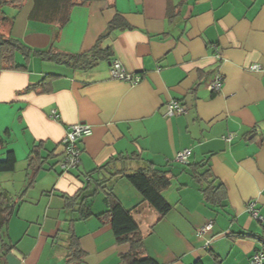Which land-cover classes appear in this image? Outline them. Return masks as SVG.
Masks as SVG:
<instances>
[{
    "label": "crops",
    "instance_id": "0c3cea01",
    "mask_svg": "<svg viewBox=\"0 0 264 264\" xmlns=\"http://www.w3.org/2000/svg\"><path fill=\"white\" fill-rule=\"evenodd\" d=\"M33 7L34 0L0 7V33L30 50L27 61L15 53L19 68L0 66V158L13 150L17 159L13 171L0 173L2 191L18 196L25 188L36 170L28 167L32 146L41 143L46 157L0 235V264H65L66 230L76 214L64 209L62 195H73L89 172L118 154L134 157L110 170L152 163L170 177L162 194L172 208L163 216L124 177L109 182L126 209L138 206L132 214L144 255L159 264H248L261 245L245 234L264 228L246 210L254 201L264 216V0H75L62 27L60 10L54 21H41L29 17ZM116 14L131 28L114 31L102 46L140 75L136 84L111 78L106 60L79 70L35 53L86 51ZM216 70L223 81L215 93L206 84ZM171 99L184 114L165 116ZM77 123L92 133L79 143L78 166L65 172L58 165L62 140ZM184 148L191 149L189 162L172 161ZM202 161L199 171L208 168L222 187L220 205L206 201L193 177L192 166ZM103 198L99 192L90 199L93 213L105 210ZM208 222L211 228L198 233ZM72 229L84 264H124L129 243L116 240L108 221L75 219Z\"/></svg>",
    "mask_w": 264,
    "mask_h": 264
},
{
    "label": "trees",
    "instance_id": "16d2710c",
    "mask_svg": "<svg viewBox=\"0 0 264 264\" xmlns=\"http://www.w3.org/2000/svg\"><path fill=\"white\" fill-rule=\"evenodd\" d=\"M24 0H0V7L4 5H14L20 7ZM75 4V0H34V7L29 14L30 18L41 21H54L55 13L60 10L58 17L59 27L65 25L69 18V10ZM8 19V18H7ZM130 25L119 14H116L107 24L105 31L100 34L94 45L80 53H65L60 51L45 50L35 51L44 60L54 62L59 65H65L79 70H88L96 66L101 61H108L112 57V49L103 47L102 41L109 37L116 30L130 29ZM21 52L24 55L25 61L30 56V50L23 45L18 39L0 33V66L3 69H16L20 66L16 65L14 55L16 52ZM24 67V66H21ZM80 143V142H79ZM5 144L4 138L0 135V148ZM41 143L35 144L30 149L28 154V167L34 169L28 176V181L25 188L18 196H11L2 191L0 188V235L6 234L8 222L12 214L16 211L18 203L29 187L34 183V175L39 169L43 168L46 162V157L41 155ZM134 155L118 154L112 156L103 165L98 166L93 171L89 172L88 181L84 186L80 187L73 195L63 194L64 209L71 210L76 214L69 221V227L66 230L68 233L67 253L65 264H84L83 255L79 238L74 234L72 223L75 219H86L91 216H96L101 221H108L111 225L112 232L116 240L120 243H129V251L121 255L124 264H159V262L142 252V236L139 231L138 222L135 220L132 210L137 208L136 205L132 209H126L120 200L115 196L110 188L109 182L113 177H124L126 181L140 194L142 203H147L153 208L159 216L168 213L172 205L164 197L162 192L169 187L171 181L168 171L156 168L152 163H148L144 167L127 171L126 168L113 169L116 162L125 164L127 160H132ZM16 155L13 150H7L4 156L0 158V173L11 172L16 167ZM205 162L195 164L192 169L193 177L197 184L200 185L201 191L204 193L207 202L213 205H220L224 199L221 185H214L209 169L199 171L200 167H205ZM34 167V168H33ZM108 173L105 177L103 172ZM102 172V173H101ZM101 173V177H94ZM99 192L103 193L105 210L95 214L91 209V200ZM91 199V200H90ZM258 222V221H257ZM262 223V222H259ZM244 235V234H243ZM245 236H253L258 239L261 245V251H264V228L260 235L245 234ZM194 264H201L196 261Z\"/></svg>",
    "mask_w": 264,
    "mask_h": 264
},
{
    "label": "built area",
    "instance_id": "2783aa9c",
    "mask_svg": "<svg viewBox=\"0 0 264 264\" xmlns=\"http://www.w3.org/2000/svg\"><path fill=\"white\" fill-rule=\"evenodd\" d=\"M214 54L217 59H220V53L217 50V46H212ZM252 68H258V66H252ZM109 72L111 78L128 84H136L140 81V75L132 74L128 72L116 58H111L109 60ZM223 81V75L218 70L213 73L212 80L206 84V88L211 92H218L220 90L221 84ZM185 108L177 100L171 99L166 103L165 106V116L172 117L184 114ZM92 133L91 127L84 123H77L71 125L65 133V136L62 140L63 144V155L59 162V168L65 172L75 169L80 163V154L81 148L79 142L85 137L89 136ZM230 137V136H229ZM191 155L190 148H184L177 151L174 156V162L187 164L189 162V157ZM246 210L249 215L258 222L264 221V216L259 212L255 207V202L250 201L246 205ZM211 228V222L206 223L199 228L198 233H204ZM264 254L261 250L255 251L250 259L248 264H263Z\"/></svg>",
    "mask_w": 264,
    "mask_h": 264
}]
</instances>
